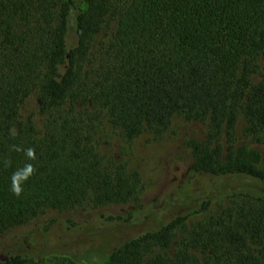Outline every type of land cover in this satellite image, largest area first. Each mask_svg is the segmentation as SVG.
<instances>
[{
    "label": "trees",
    "instance_id": "trees-1",
    "mask_svg": "<svg viewBox=\"0 0 264 264\" xmlns=\"http://www.w3.org/2000/svg\"><path fill=\"white\" fill-rule=\"evenodd\" d=\"M34 92L42 135L21 116ZM177 115L209 124L206 142L190 143L186 186L141 214L56 220L32 247L38 260L0 264H83L78 239L91 235H103V264H264V169L236 144L240 118L264 144V0H0V233L47 209L137 204L139 177L106 164L94 123L104 116L132 141ZM200 213L172 254L155 252Z\"/></svg>",
    "mask_w": 264,
    "mask_h": 264
},
{
    "label": "rangeland",
    "instance_id": "rangeland-1",
    "mask_svg": "<svg viewBox=\"0 0 264 264\" xmlns=\"http://www.w3.org/2000/svg\"><path fill=\"white\" fill-rule=\"evenodd\" d=\"M113 29L114 25L111 24L109 28L103 30L96 38L95 44L107 41ZM69 40L71 44L76 40L73 17L69 21ZM21 116L24 120L32 118L38 134H43L46 116L40 112L37 92L25 99ZM244 125L243 118H240L236 144L253 151L258 166L264 169V144L245 136ZM92 131L94 146L107 165H123L129 173L139 177L140 201L137 204H114L98 209L89 205L71 210L47 209L30 221L0 233V258L20 253L38 260L39 254L35 255L32 247L38 238L43 237L45 228L56 220H82L90 215L104 212L118 215H127L130 212L141 214L148 207L160 206L171 190L188 184L194 161L190 143L204 144L208 137L209 124L206 120L188 119L177 115L167 128L159 132L148 130L136 139L128 141L120 130L113 128L102 116L94 123ZM237 185L249 188L246 180H238ZM221 203H225L224 198L215 199L210 211H214ZM208 213L191 215L186 224L176 232L170 247L164 251L156 250L155 252L172 254L181 239L187 237L192 227ZM102 239L103 235L80 237L79 242L89 244L90 248L85 256H82V250L78 251V256L74 259L83 264H103L106 255L103 254V250L96 249ZM193 252L202 260L205 259V254L201 251L193 250ZM45 258L48 264H53L57 260V257L52 254L46 255Z\"/></svg>",
    "mask_w": 264,
    "mask_h": 264
}]
</instances>
